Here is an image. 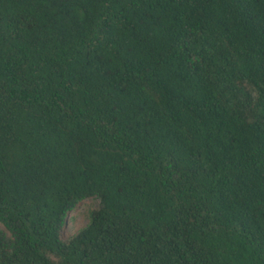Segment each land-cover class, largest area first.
Returning <instances> with one entry per match:
<instances>
[{
  "label": "trees",
  "instance_id": "16d2710c",
  "mask_svg": "<svg viewBox=\"0 0 264 264\" xmlns=\"http://www.w3.org/2000/svg\"><path fill=\"white\" fill-rule=\"evenodd\" d=\"M0 264H264V0H0Z\"/></svg>",
  "mask_w": 264,
  "mask_h": 264
},
{
  "label": "rangeland",
  "instance_id": "374dc122",
  "mask_svg": "<svg viewBox=\"0 0 264 264\" xmlns=\"http://www.w3.org/2000/svg\"><path fill=\"white\" fill-rule=\"evenodd\" d=\"M93 204L95 203L88 201L70 215V223L67 229L68 234L74 233L78 228L83 227L87 223V212L89 206Z\"/></svg>",
  "mask_w": 264,
  "mask_h": 264
}]
</instances>
